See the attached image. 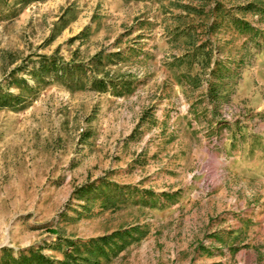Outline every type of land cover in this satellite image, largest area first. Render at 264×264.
I'll return each instance as SVG.
<instances>
[{
    "label": "rangeland",
    "instance_id": "obj_1",
    "mask_svg": "<svg viewBox=\"0 0 264 264\" xmlns=\"http://www.w3.org/2000/svg\"><path fill=\"white\" fill-rule=\"evenodd\" d=\"M262 35L264 0H0V264H264Z\"/></svg>",
    "mask_w": 264,
    "mask_h": 264
},
{
    "label": "trees",
    "instance_id": "obj_2",
    "mask_svg": "<svg viewBox=\"0 0 264 264\" xmlns=\"http://www.w3.org/2000/svg\"><path fill=\"white\" fill-rule=\"evenodd\" d=\"M256 6L253 4V3H251V2H245V3H242L241 5H239V6H236V7H231L233 10H236L237 12H239L240 14H243V15H246V14H248V12L252 9V8H255ZM226 17V14H224V13H222V12H220L219 14H218V17ZM239 27L237 26V27H235V30H237V31H239ZM242 29H247V27H245V28H242ZM241 30V29H240ZM262 36H264V35H262ZM211 75L212 76H217V78L215 77V79H217V80H219V81H222V80H230V79H232L233 77H235L237 74H236V72L235 71H232V70H223V71H214V70H212L211 71ZM225 85L226 84H223V83H221V84H217V83H214V84H210L209 85V96H211V98H214V100H217V101H219L220 99H221V96H222V94H223V92H225L224 91V89H225ZM16 99V98H15ZM102 240H105V239H103V238H100V239H98V241H102ZM37 262H39V261H37ZM38 264H40V263H38ZM51 264H54V263H51Z\"/></svg>",
    "mask_w": 264,
    "mask_h": 264
}]
</instances>
